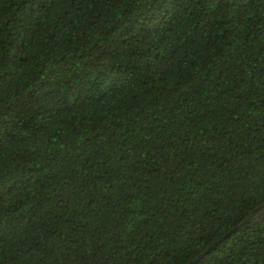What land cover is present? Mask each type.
I'll return each mask as SVG.
<instances>
[{"label":"trees","instance_id":"16d2710c","mask_svg":"<svg viewBox=\"0 0 264 264\" xmlns=\"http://www.w3.org/2000/svg\"><path fill=\"white\" fill-rule=\"evenodd\" d=\"M264 0H0V264H264Z\"/></svg>","mask_w":264,"mask_h":264},{"label":"water","instance_id":"95a60500","mask_svg":"<svg viewBox=\"0 0 264 264\" xmlns=\"http://www.w3.org/2000/svg\"><path fill=\"white\" fill-rule=\"evenodd\" d=\"M260 217H264V207H262V211H260L257 215L255 213H252L251 216L243 221L240 225L236 226L235 228H233L230 232H228L226 235H224L223 237H221L220 239H218L217 241H215L209 248L208 251H210L212 248H214L217 244H219L223 239H225L228 235H230L231 233L235 232L236 230L247 226L249 224L250 221L254 220L255 218H260ZM204 256V254L198 256L197 258H195L194 260L190 261L187 264H192L194 262L199 261L202 257Z\"/></svg>","mask_w":264,"mask_h":264}]
</instances>
